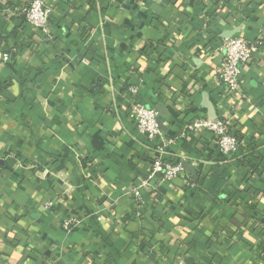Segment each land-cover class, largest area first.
<instances>
[{
  "label": "crops",
  "instance_id": "crops-1",
  "mask_svg": "<svg viewBox=\"0 0 264 264\" xmlns=\"http://www.w3.org/2000/svg\"><path fill=\"white\" fill-rule=\"evenodd\" d=\"M28 1L0 0V264H264V0H45L51 40ZM227 33L263 42L239 93L218 78ZM135 100L186 172L145 194L141 218L131 193L158 153ZM208 106L234 155L187 129Z\"/></svg>",
  "mask_w": 264,
  "mask_h": 264
},
{
  "label": "built area",
  "instance_id": "built-area-1",
  "mask_svg": "<svg viewBox=\"0 0 264 264\" xmlns=\"http://www.w3.org/2000/svg\"><path fill=\"white\" fill-rule=\"evenodd\" d=\"M16 10V8H8L5 12L13 14ZM20 10L24 15L25 22L36 29L43 39H52L50 17L53 9L47 5L45 0H29L27 5ZM262 47L263 42L260 38L248 40L240 36H230L223 40L221 47L223 62L218 71V78L226 91L231 93L240 92L242 67L248 64ZM6 57L7 55L3 54V58ZM128 89L134 95L137 93V87L134 85L129 86ZM130 110L136 128L150 141L156 143L158 153L157 157L150 162L145 177L140 180L131 193L134 202L133 216L141 218L145 206V194L151 191L154 192L158 184L165 181L169 182L179 174L186 172L180 161L170 162L164 159L166 148L174 141L163 136L157 121L156 110L139 100L131 102ZM186 127L189 131L207 132L213 138L223 156L234 155L242 146L241 139L231 129L230 120L227 116L217 117L213 120L205 116H199L189 122ZM184 181L186 187L194 188L195 184L188 175H184ZM77 223L76 218H69L63 221V227L67 230L74 229ZM261 240L264 242V235Z\"/></svg>",
  "mask_w": 264,
  "mask_h": 264
},
{
  "label": "water",
  "instance_id": "water-1",
  "mask_svg": "<svg viewBox=\"0 0 264 264\" xmlns=\"http://www.w3.org/2000/svg\"><path fill=\"white\" fill-rule=\"evenodd\" d=\"M231 34L230 33H227L225 36L226 37H228V36H230ZM209 107V106H208ZM209 109V113L210 114H208L209 116H208V118L209 119H215L216 117H215V115H214V113H213V111H212V109H210V107L208 108ZM157 121H158V118H157ZM158 124H159V122H158ZM159 127H160V124H159ZM161 129V128H160Z\"/></svg>",
  "mask_w": 264,
  "mask_h": 264
}]
</instances>
